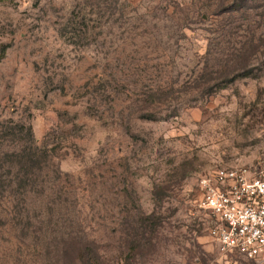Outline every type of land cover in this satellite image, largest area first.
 I'll use <instances>...</instances> for the list:
<instances>
[{
	"label": "rangeland",
	"instance_id": "1",
	"mask_svg": "<svg viewBox=\"0 0 264 264\" xmlns=\"http://www.w3.org/2000/svg\"><path fill=\"white\" fill-rule=\"evenodd\" d=\"M10 120L50 157L0 205V264H256L199 181L264 161V0L0 1V150Z\"/></svg>",
	"mask_w": 264,
	"mask_h": 264
},
{
	"label": "built area",
	"instance_id": "2",
	"mask_svg": "<svg viewBox=\"0 0 264 264\" xmlns=\"http://www.w3.org/2000/svg\"><path fill=\"white\" fill-rule=\"evenodd\" d=\"M199 205L211 218L209 235L221 252L264 264V161L220 167L200 178Z\"/></svg>",
	"mask_w": 264,
	"mask_h": 264
},
{
	"label": "trees",
	"instance_id": "3",
	"mask_svg": "<svg viewBox=\"0 0 264 264\" xmlns=\"http://www.w3.org/2000/svg\"><path fill=\"white\" fill-rule=\"evenodd\" d=\"M219 12L215 14H220ZM247 58L249 59V55ZM232 72L231 75L224 77L225 79L222 78V82H229L239 76L238 73H234V70ZM220 84L222 83H216L217 86H221ZM143 117L153 119V115H143ZM5 127L7 129L8 125ZM18 127L23 128L22 130H27L28 138L15 135V129ZM18 127L14 126V122L10 120V134L17 138V140L19 139V141L13 146L10 145V149L0 150V162L6 158H10V165L7 166L10 172V179L7 182L0 180V205L8 202L13 209L19 205L26 204V196L31 192V187L33 188L36 183V177L33 178V175L36 176V171L43 169V164L45 165V162L50 157L47 148H41L35 143L31 126L19 124ZM0 131H2V128H0ZM5 199L8 200L4 202L3 200ZM78 254L82 264H97V261L91 256L92 253L89 248L80 249Z\"/></svg>",
	"mask_w": 264,
	"mask_h": 264
}]
</instances>
